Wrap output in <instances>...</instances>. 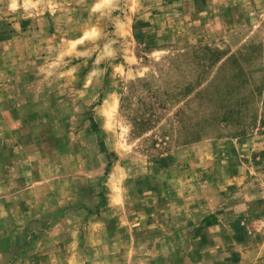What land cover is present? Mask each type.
<instances>
[{"label": "rangeland", "instance_id": "1", "mask_svg": "<svg viewBox=\"0 0 264 264\" xmlns=\"http://www.w3.org/2000/svg\"><path fill=\"white\" fill-rule=\"evenodd\" d=\"M0 264H264V0H0Z\"/></svg>", "mask_w": 264, "mask_h": 264}]
</instances>
